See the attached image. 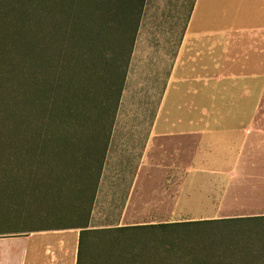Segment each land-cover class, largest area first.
<instances>
[{"label": "crops", "instance_id": "obj_1", "mask_svg": "<svg viewBox=\"0 0 264 264\" xmlns=\"http://www.w3.org/2000/svg\"><path fill=\"white\" fill-rule=\"evenodd\" d=\"M150 2L175 13L162 19L167 32L149 35L144 43L141 41L140 48L134 47L86 231L117 233L125 229L139 236L147 228L181 222L264 218V208L245 213L238 207H226L242 183H264V0H252L251 11L242 14L245 23L238 25L237 33L219 29L207 35L203 47V68L210 76L207 87L222 84L220 75L213 81L212 72H224L227 81V87L220 86L219 91L208 95L220 96L227 88L234 109L225 114L207 104V132L212 130L217 140L207 141L204 150L199 132L171 135L158 129L163 85L174 71L181 49V45L171 44L174 39L170 26L179 21L182 11L176 10H186L191 5L189 9L194 12L199 0H146L145 9ZM191 22L190 15L189 27ZM202 116L200 120L205 121V112ZM197 146L207 154V179L219 175L217 190H211L207 181V208L202 212L194 209L199 193ZM214 146H219L217 155L212 150ZM190 159L192 162L180 163ZM23 176L24 172H15V186L24 181ZM27 179H37L30 167ZM67 213L66 194L62 200L61 195L53 197L31 189L23 194L15 188L8 214L19 222L30 220L34 224L0 232V264H162L157 251L161 244L156 241H91L93 249H106V255L100 252L95 256L92 252L93 256L87 258L79 256L83 229L62 223ZM247 245L252 250L264 249V243H238L237 248ZM258 254L261 252H239L224 259L234 264L264 263V255L256 257Z\"/></svg>", "mask_w": 264, "mask_h": 264}, {"label": "trees", "instance_id": "obj_2", "mask_svg": "<svg viewBox=\"0 0 264 264\" xmlns=\"http://www.w3.org/2000/svg\"><path fill=\"white\" fill-rule=\"evenodd\" d=\"M145 5L0 0V213L10 212L15 188L62 200L66 194L61 221L83 229L79 256L86 237L94 255L100 252L91 241H156L162 264H234L224 258L239 252L262 256L264 249L237 244L264 243V218L181 222L139 236L86 231ZM29 167L36 181H28ZM15 172H24L18 186Z\"/></svg>", "mask_w": 264, "mask_h": 264}, {"label": "rangeland", "instance_id": "obj_3", "mask_svg": "<svg viewBox=\"0 0 264 264\" xmlns=\"http://www.w3.org/2000/svg\"><path fill=\"white\" fill-rule=\"evenodd\" d=\"M148 5L149 7L144 11V17L135 48H140L142 45L141 43H144L145 38L149 35L154 36L167 32V25L163 23L162 19H166L168 15H173L175 11L157 8L152 2ZM244 6L246 10H244ZM251 6L252 0H199L198 6L194 12L189 9L191 5L186 10H176L177 12H182L179 15V21L177 23H172L170 26V34L173 35L174 39V42H171V44L181 45V49H179V58L174 71L167 77L163 85L162 92L164 98L158 118V129L160 131H165L171 135H177L182 132L200 133L202 134L203 150L204 148L207 149V141L213 143L217 140V136L212 130L211 132H207V104L212 107L214 111H218V109L224 110L223 113L225 114L227 112L233 113L232 110L234 106L231 104L233 103L231 97L227 94V88H225V90L222 89V94L220 96L208 95V93L214 92L215 90L219 91L220 86L227 87V81L224 72H212L213 81H217L216 77L220 75L223 79L221 81L222 84H213V86H218V88L212 86L207 87V79L210 76L207 72H204L203 68V47L205 43L207 44V35L209 31L217 33L219 29H226V33H237L236 31L238 27H240L238 25H243V23H245L242 20V14H245V12L247 14V11H251ZM190 15L192 17V22L189 27ZM248 16H250V14H248ZM178 34L180 36L178 42H176V35ZM184 34L185 38L182 40ZM213 98L215 100L211 101ZM204 102L205 107L203 106ZM203 112L206 114L205 121L200 120V118H203ZM202 148L197 146L195 158L197 167H199L196 169V188L199 190V193H197L196 196L194 209L200 212L207 208V206L204 205V199H206L207 195L205 191L207 189V181L210 183L211 190H217L219 184V175L214 174L207 179V154ZM212 150L214 154L217 155L220 149L219 146H214ZM191 159L181 160L180 163L192 162ZM216 169H219L218 163ZM183 172L184 171H181V177L183 176ZM236 197L238 198L235 199ZM230 199H232V201L228 202V205H226L227 208L238 207L239 210L245 213L261 211L264 208V183L258 181L253 183L252 186H250L248 182L242 183L239 193L229 197V200ZM184 207L188 208L190 206L185 205ZM8 213L7 210H2L0 213V232L26 229L28 226L34 224V222L30 220L19 222L18 220L20 219H13ZM86 239L87 241L85 244L88 243V237H86ZM85 244L83 257L87 258L90 257V255L93 256L91 248L85 246ZM100 245L101 244H98V246ZM97 250H99L98 252L105 251V249L101 250L100 248ZM98 252L95 251L96 254ZM172 264L185 263L174 261Z\"/></svg>", "mask_w": 264, "mask_h": 264}]
</instances>
